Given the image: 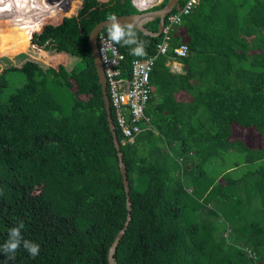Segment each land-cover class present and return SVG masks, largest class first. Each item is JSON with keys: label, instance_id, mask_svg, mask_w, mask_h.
Segmentation results:
<instances>
[{"label": "trees", "instance_id": "1", "mask_svg": "<svg viewBox=\"0 0 264 264\" xmlns=\"http://www.w3.org/2000/svg\"><path fill=\"white\" fill-rule=\"evenodd\" d=\"M135 1L141 9L156 2ZM50 3L70 1L0 6V55L27 50L31 40L69 56L57 66L22 53L21 63L0 71V243L22 222V235L41 245L36 258L19 248L14 260L3 253L0 260L110 264L127 192L90 33L112 15L140 9L133 0H83L76 14L51 23L37 13ZM158 24L145 25L157 31ZM134 30L145 54L118 46L127 75L163 39ZM170 36L151 72L146 108L158 132L124 143L117 126L131 201L117 264H264V0H199ZM181 43L186 56L175 52ZM10 72L25 80L4 98ZM178 91H188L190 102L178 100ZM237 130L259 141L248 144Z\"/></svg>", "mask_w": 264, "mask_h": 264}, {"label": "built area", "instance_id": "2", "mask_svg": "<svg viewBox=\"0 0 264 264\" xmlns=\"http://www.w3.org/2000/svg\"><path fill=\"white\" fill-rule=\"evenodd\" d=\"M199 0H187L180 10L166 16L162 30L163 39L157 44V52L147 58H135L131 63L130 74H124L121 67L123 55L117 46V56H111V50L103 54L101 52L100 31L98 36L99 52L105 70L108 93L112 111L115 113V123L123 133V142L134 141L143 131L153 129L151 117L146 113L152 94L151 72L159 54H165L170 48V33L176 25L180 24L185 8L191 4L188 13L196 6ZM187 13V14H188ZM189 47L181 43L175 48L178 56H186ZM104 55V56H103ZM107 57V59L105 58ZM115 60V63L112 60Z\"/></svg>", "mask_w": 264, "mask_h": 264}, {"label": "water", "instance_id": "3", "mask_svg": "<svg viewBox=\"0 0 264 264\" xmlns=\"http://www.w3.org/2000/svg\"><path fill=\"white\" fill-rule=\"evenodd\" d=\"M179 2L180 0H168L164 6L157 8V9H149V10L140 9V7H138L140 9V12L118 15L117 17H119L122 25H127L128 23H132L134 27L139 28L140 30H142L143 32L147 34H150L153 36H160L162 34L166 16L174 10V8L177 6ZM155 18H159L158 30L152 31L145 24L146 22L153 20ZM107 20L108 18L100 21L92 29L90 33V44H91L93 54L95 57V62H96V66H97L98 74H99V80L102 85V90H103L104 100H105V105H106V110H107V117H108L110 128L113 133L114 143L118 150L120 168L122 172L125 190L127 192L128 214H127L125 226L116 235L114 241L112 242L110 246L109 254H108L110 264H117L115 252L131 220V201H130V195H129L130 185H129L128 175H127V168L123 160V152L121 150V141L118 138L117 126H116V123H115V120L112 114L111 101H110V96L108 93L105 70H104L102 59H101L100 52H99L98 36H99L100 31L103 30L104 24L107 23Z\"/></svg>", "mask_w": 264, "mask_h": 264}, {"label": "clouds", "instance_id": "4", "mask_svg": "<svg viewBox=\"0 0 264 264\" xmlns=\"http://www.w3.org/2000/svg\"><path fill=\"white\" fill-rule=\"evenodd\" d=\"M135 3V0H134ZM191 4L185 8V14L188 13ZM101 52L105 54L111 50V56H117V46H127L129 54L132 56H143L144 42L139 40L132 23L122 25L119 17L112 15L104 24V35H100ZM104 56V55H103ZM107 59V57H105ZM115 63V60H112ZM23 223L11 227L8 230L7 238L0 243V253L5 254L6 259L14 260L17 250L23 248L30 258H36L40 254L41 245L38 242L26 239L22 235ZM0 264H4V260H0Z\"/></svg>", "mask_w": 264, "mask_h": 264}, {"label": "rangeland", "instance_id": "5", "mask_svg": "<svg viewBox=\"0 0 264 264\" xmlns=\"http://www.w3.org/2000/svg\"><path fill=\"white\" fill-rule=\"evenodd\" d=\"M6 1L7 0H0V6L7 7ZM69 1H70L69 5L63 6V7H59L57 6V4L54 5L53 3H50L49 5L43 4V8H41V10H38L37 13L39 14L41 13L42 15L45 14L44 17H47L46 22L58 23L62 20L64 16H70V15L76 14L83 0H69ZM162 1L163 0H156V2L152 6L144 8V10H149L155 7L156 5H159L160 3H162ZM133 3H134V0H133ZM134 4L136 5V1ZM40 30L41 29L34 30L33 32L40 31ZM22 53L27 54V56L29 55L33 58L35 57V59L42 60L44 64H47V65L55 64L58 66L59 64H66L69 60V56L66 55L65 53H55V52L45 51L42 48H37L35 44H33L32 41L30 40L29 47L27 50H23V51L13 53V54L0 55V71L8 65L10 66L12 64L21 63L22 59L25 58L21 55ZM9 79H10L9 81L10 84L5 90V93L3 95L4 98H7L17 88L16 81H18L19 79L25 80V76L21 72H10ZM236 132L238 134L237 135L238 137L243 138L244 140L248 142V144H251V145L257 144L260 138V136H258V134L256 133L243 132V130H240V131L237 130ZM231 164L232 162H229L227 165L229 166ZM244 168L245 167L243 165L239 169H244ZM239 172L240 171H238L237 174Z\"/></svg>", "mask_w": 264, "mask_h": 264}, {"label": "crops", "instance_id": "6", "mask_svg": "<svg viewBox=\"0 0 264 264\" xmlns=\"http://www.w3.org/2000/svg\"><path fill=\"white\" fill-rule=\"evenodd\" d=\"M170 63V62H169ZM176 67H178V66H176ZM180 68V67H179ZM178 68V69H179ZM176 97H177V99L178 100H180V101H184V102H190V100L192 99L191 98V96L189 95V92L187 91V92H184V91H178V92H176ZM154 131L155 132H158L156 129H155V127H154Z\"/></svg>", "mask_w": 264, "mask_h": 264}]
</instances>
